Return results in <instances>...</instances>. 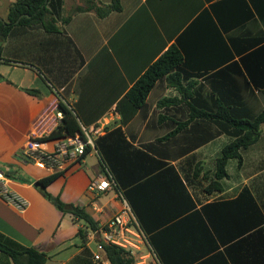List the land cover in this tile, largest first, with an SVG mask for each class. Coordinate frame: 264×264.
<instances>
[{
  "label": "crops",
  "instance_id": "0c3cea01",
  "mask_svg": "<svg viewBox=\"0 0 264 264\" xmlns=\"http://www.w3.org/2000/svg\"><path fill=\"white\" fill-rule=\"evenodd\" d=\"M84 2L64 0L60 15H55L58 31L16 25L4 44L0 60V172L17 173L20 179L4 178L3 184L27 206L19 210L0 196V237L36 247L47 255L46 264H111L99 248L101 236L88 234L83 239L79 235L83 222L63 214L34 183L56 169L63 171L48 186L49 192L67 203L81 204L102 228L118 213L122 202L117 189L90 188L104 174L96 139L120 127L136 147L176 167L196 209L212 205L207 210H223L213 213V224L207 222L230 263L234 258L259 259L264 234L261 237L258 232L264 231V224L254 227L253 223L256 210L264 215V123L259 141L244 150L241 166L238 159L229 160V176L221 180L223 190L209 191L216 160L234 138L207 119L190 123L166 138L189 116L183 103L159 105L165 98H182L166 78L158 81L146 104L136 110L127 93L150 65L177 46L184 55V84L193 83L203 103L213 105L215 97L221 96L220 88H235L236 93L225 99L240 96L247 102L250 116L260 113L264 94L255 89V97L246 99L242 57L261 48L256 43L264 38V0H120L121 10L102 18L92 8L112 0ZM80 6L84 11H76ZM259 57L257 52L249 64L258 75L262 68ZM258 80L262 84V79ZM60 102L75 111L81 125L102 127L100 134L92 135L94 145L88 154L97 155V164L88 167V156L82 160L71 157L56 168L26 160L32 134L41 139L60 122L56 116ZM61 140L43 141L40 148L52 152ZM252 151L257 154L251 155ZM247 157L252 159L253 170L246 174L242 170ZM245 187L258 209L249 198L241 197ZM245 229L247 233L237 236ZM244 237L248 240L243 241ZM0 264L14 263L0 251Z\"/></svg>",
  "mask_w": 264,
  "mask_h": 264
},
{
  "label": "trees",
  "instance_id": "16d2710c",
  "mask_svg": "<svg viewBox=\"0 0 264 264\" xmlns=\"http://www.w3.org/2000/svg\"><path fill=\"white\" fill-rule=\"evenodd\" d=\"M63 3L64 0H15L10 5L7 18H0V60L3 57L4 44L16 25L30 27L40 25L48 31H58L55 15H60ZM84 9L80 6L76 11L81 12ZM92 9L102 18L113 11L121 10V4L120 0H112L111 4L95 5ZM258 43L261 45L257 51L260 55L258 60L262 64L259 75L249 67L254 58H257V52L242 57L246 68L242 73L247 84L243 88L246 99L255 97V89L264 94V38L257 40L256 44ZM247 50L248 48L245 49ZM183 62L182 51L177 46L171 47L149 66L127 93V97L135 110L141 108L146 104L150 92L158 81L166 78L168 86L176 88L182 98H165L159 102V105L167 107L183 103L189 109L188 118L177 123V127L165 136L166 138L181 132L190 123L204 119L217 125L220 132L230 134L234 140L223 148L217 158L214 178L208 188L209 191H221L223 190L221 180L229 176L227 170L229 160L236 158L241 166L244 150L261 138L264 109L255 116H250L252 114L247 110L248 104L241 100L240 96L225 99V96L236 93L235 88H220L218 91L221 96L215 97V92L213 93L216 99L213 105L203 103L202 96L196 91L194 84H184L187 77L182 72ZM258 77L262 79V84L259 83ZM30 92L37 93L36 90ZM58 110L63 113L62 119L48 136L40 139L41 142L78 134L83 136L82 120L75 111L61 102L58 104ZM95 146L101 157L104 174H110L114 178L115 188L128 201L140 230L161 264H264V256L261 257L264 246L260 249L259 259L236 261L234 258L230 263L221 252L220 243L207 222L213 219L214 212L221 214L223 210H207L212 205L204 206L202 210L196 209V204L176 167L136 147L122 128H114L100 136L96 139ZM91 151V146H87L85 152L80 155V160L85 159ZM25 155L27 161H35L30 155ZM46 165L49 166V162H46ZM202 170L201 165L199 171ZM62 174L63 171L56 169L52 174L37 180L40 183L37 189L63 214H71L75 222H83L84 226L80 227L79 235L86 239L90 231L100 229L99 222L81 204L67 203L60 195H54L48 190V186ZM4 176L14 180L20 179L16 172L6 171ZM204 177L209 178V174L205 173ZM27 180L31 182L28 178H22V181ZM241 197L249 198L258 209L247 187L243 189ZM256 216L253 226L263 225L264 215L256 210ZM247 231L248 229H245L237 236ZM263 232H258L261 237ZM244 240L247 241L248 238L244 237ZM222 244H227V240H222ZM103 248L111 264H136L140 255L113 244H104ZM230 250L231 247L226 249L228 252ZM0 251L7 254L14 264H46L47 262V255L44 252L36 247L23 246L9 238L0 237Z\"/></svg>",
  "mask_w": 264,
  "mask_h": 264
},
{
  "label": "built area",
  "instance_id": "2783aa9c",
  "mask_svg": "<svg viewBox=\"0 0 264 264\" xmlns=\"http://www.w3.org/2000/svg\"><path fill=\"white\" fill-rule=\"evenodd\" d=\"M56 116L61 120L63 117L62 111H58ZM81 126L83 136L78 134L62 139L52 152L41 149L40 137L32 134L26 146V154L33 157L34 162L41 166H47L46 162H49L48 167L62 166L69 158L82 155L87 146H93L92 135H98L102 132V127L98 125ZM4 178L6 177L0 172V196L14 203L19 210H25L27 202L13 197L8 192L3 184ZM115 187L116 182L110 174L100 175L90 186L92 190L116 189ZM119 197L121 198L122 206L118 213L102 228L97 231H90L89 236H101L102 242L99 244V248L102 250L104 249V244H113L129 250L131 253L140 252L136 264H158L151 248H147L146 237L140 230L137 218L128 201L120 192ZM143 247H146L147 250H143ZM95 258L99 259L100 256L96 255Z\"/></svg>",
  "mask_w": 264,
  "mask_h": 264
},
{
  "label": "rangeland",
  "instance_id": "374dc122",
  "mask_svg": "<svg viewBox=\"0 0 264 264\" xmlns=\"http://www.w3.org/2000/svg\"><path fill=\"white\" fill-rule=\"evenodd\" d=\"M13 1L14 0H0V18L1 19L7 18L10 5L12 4ZM73 1L75 3L80 2L82 5H85L84 0H73ZM255 154H257V152L252 151L251 155L255 156ZM87 163H88V167H91L97 164L98 163L97 155L95 153H92L90 156H88ZM252 164H253L252 159H249V157H247L242 171L246 172L247 174L249 171L253 170ZM231 172H232V169H231ZM232 174L234 173L232 172Z\"/></svg>",
  "mask_w": 264,
  "mask_h": 264
},
{
  "label": "water",
  "instance_id": "95a60500",
  "mask_svg": "<svg viewBox=\"0 0 264 264\" xmlns=\"http://www.w3.org/2000/svg\"><path fill=\"white\" fill-rule=\"evenodd\" d=\"M34 185H35L36 187H39V186H40V183H39V182H35Z\"/></svg>",
  "mask_w": 264,
  "mask_h": 264
}]
</instances>
